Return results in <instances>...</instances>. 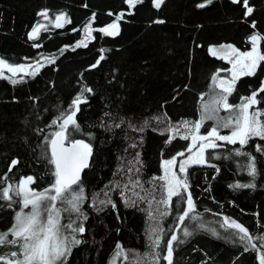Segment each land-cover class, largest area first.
<instances>
[{
    "label": "trees",
    "instance_id": "1",
    "mask_svg": "<svg viewBox=\"0 0 264 264\" xmlns=\"http://www.w3.org/2000/svg\"><path fill=\"white\" fill-rule=\"evenodd\" d=\"M203 2L164 0L157 9L153 0H143L134 8H130L125 0H0V56L14 63L27 65L39 61L44 65L35 76H24V82L16 85L6 78L11 76L7 69L3 70L4 77H0V177L7 174V183L16 184L22 177L32 175L37 178L32 187H48L53 179L49 174L51 165L39 158L43 137L53 131L46 126L68 108L83 88L93 90L84 93L86 102L81 104L76 116L81 132L94 134L90 167L82 173L88 196L83 207L88 220L86 232L78 237L83 243L73 249L68 264H109L117 242L126 250L140 253L147 250L145 213L125 207L119 191L111 193L116 209L109 205L97 212L89 206L93 194L119 178L113 176L121 163L118 157L128 159L140 152L144 165L142 179L146 181L153 175H161L162 159L184 151L191 141L177 138L165 146L168 135L152 130L162 128L164 124L157 125L151 118L163 119L166 113L174 123L198 119L200 95L209 92L212 75L217 70L229 69L228 61L209 54V46L233 44L246 51L251 45L249 37L252 34L264 36V0H249L254 8L250 16L244 15L243 0L240 3L212 0L204 8L196 6ZM45 8L49 9L51 18L61 11L66 12L71 23L63 28L48 25V30L41 31L37 39L29 40L32 27L38 21L43 22V17L37 13ZM121 13L123 16L117 21L116 17ZM157 20L163 23H156ZM114 21L119 25L118 34L107 35L99 31ZM87 24L91 35L83 41L86 46L76 47ZM35 44L40 47H34ZM260 47L264 51V40L260 41ZM101 49L106 50L105 58L92 68ZM45 57H55L54 63ZM226 72L221 71L220 76ZM20 75L23 74H17L15 78L19 79ZM262 79L264 72L259 70L255 77H241L229 102L239 103L241 96L259 88ZM104 113H111L112 118ZM120 117L138 126L149 119L151 126L143 133L127 129L126 124L114 132L100 127L101 118L106 124H112L118 123ZM210 126L211 122L206 125L207 128ZM223 133L228 134V130H221ZM201 134H206L205 129H201ZM125 135L137 142L136 148L128 147L132 140L125 139ZM141 136L142 145L139 144ZM75 138L86 137L76 134ZM220 143L224 147L209 150L213 157L220 156V159L210 161L220 169L219 173L206 165L193 166L189 170L197 211L203 214L206 228L215 227L221 236L224 232L217 222L222 221L223 216L236 219L253 234L262 233L264 155L257 153L255 146H264V141L255 138L244 148L257 157L259 175L254 181L255 188L229 187L250 183L252 177L241 167L247 163L244 157L232 154L231 159L225 158L239 145ZM13 159L18 160V164L9 172ZM6 203L0 201V205H4L0 207V231L11 227L15 212L19 211L18 205L8 208ZM204 209H210V212H204ZM216 213L222 215H214ZM175 215L174 210L163 222L165 229L175 226ZM188 223L194 225L196 222ZM11 249L12 246L0 248V253ZM163 254H166L164 250ZM202 262L258 264L255 253L244 252L241 245L226 242L207 230L195 232L174 253V264ZM119 264L124 262L119 259ZM160 264L167 262L161 260Z\"/></svg>",
    "mask_w": 264,
    "mask_h": 264
},
{
    "label": "snow or ice",
    "instance_id": "2",
    "mask_svg": "<svg viewBox=\"0 0 264 264\" xmlns=\"http://www.w3.org/2000/svg\"><path fill=\"white\" fill-rule=\"evenodd\" d=\"M125 2L130 8H134L142 4L143 0H125ZM163 2L164 0H153V5L158 9ZM211 3L212 0H204L196 6L204 8ZM233 3H240V0H233ZM243 7L246 9L245 16H250L254 11L249 0H243ZM37 15L49 21L55 28H63L65 24L71 23L68 14L63 11L56 14L54 20L50 17L47 8ZM122 16L123 13L117 16L116 20H120ZM94 18L95 14L92 19ZM155 22L163 23L162 20ZM255 26L253 21L252 27L255 28ZM118 29L119 25L114 21L106 28H100L99 31L107 35H116ZM47 30L48 25L38 21L28 33V38L35 40L41 31ZM84 32L86 36L91 35L90 25H85ZM262 40L264 36L260 33L252 34L249 37L251 49L246 51H241L233 44L209 46L211 55L227 60L231 68L217 70L212 75L209 92L200 95L198 119H184L174 123L166 113L163 119L158 116L151 118L157 125L164 124V127L152 130L159 131L160 135H168V139L164 142L165 146L177 138L191 141L184 151L177 152L171 158L162 159L161 175H153L146 181L142 179L144 165L140 152H136L128 159L118 157L121 163L113 176L119 178L110 181L103 189L94 193L89 206L97 212L103 211L109 205L116 209L117 205L111 193L119 191L125 207L137 208L146 215L144 235L147 250L143 253L132 249L126 250L120 242H117L109 264H117L118 259H121L124 264H160L161 260L166 261L167 264H174L176 248L199 230L210 231L217 238L241 245L244 252L256 254L258 264H264V232L253 234L244 224L228 216H223L222 221L217 222L224 232L223 236L215 227L206 228L202 219L203 214L197 211V201L193 198L189 180V170L193 166L206 165L219 173L220 169L210 161L220 159V156L213 157L209 150L222 148L224 144L220 142H225L230 145H239L225 158L231 159L232 154L236 157H244L247 163L242 164L241 167L246 169L248 175L252 177L250 183H236L229 187H256L254 181L259 175L257 157L251 152L244 151V148L255 138L264 141V107H260L264 104V96H261V93H264V79L261 80L259 88L251 90L247 96H241L239 103L232 104L229 98L236 92L237 82L241 77H255L258 70L264 72V51L260 47ZM81 45L86 46L83 41H80L77 42L76 47ZM34 47L39 48L40 45L35 44ZM105 51V49L100 50L99 59L91 65L92 68L105 58L103 54ZM44 59L50 63L55 61V57ZM43 66L39 61L26 65L10 62L8 58L0 56V77H4L3 70L7 69L11 76L6 78L11 84L16 85L24 82V76H35ZM221 71L229 72L230 77H221ZM20 73L23 75H20L19 79L15 78ZM92 91L91 88H83L68 108L61 111L46 126L53 131L43 137L39 158L51 165L49 174L53 179L48 187L43 189L32 187L37 180L32 175L22 177L16 185L7 183V174L5 177H0V185H2L0 201L7 202L8 208H12L13 205L19 206L11 227L0 231V248L12 246L15 249L0 254V264H68V258L72 255L73 249L83 243L78 237L86 232L85 222L88 220V213L84 211L83 206L88 196L82 173L90 167L93 156L91 140L94 139V134L82 133L76 116L81 110V104L86 102L84 93ZM222 111L226 115H221ZM104 116L112 118L111 113H104ZM209 122L211 126L207 128L206 125ZM125 124L127 129L143 133L145 128L151 126V121L145 119L138 126L131 120L126 121L124 117H120L118 123L112 124H106L101 118L100 127L114 132V129H120ZM202 128L205 129L206 134H201ZM224 129L229 130L228 134H221V130ZM76 134H82L86 138L77 139ZM125 139L132 140V143L128 145L129 148L137 147V142L132 137L125 135ZM142 143L141 136L139 144L142 145ZM124 151L127 153L128 148ZM255 151L264 155V146L256 144ZM185 153H187L186 156ZM177 157H183V159L178 160ZM17 164L18 160L13 159L9 172ZM101 195L103 198H100ZM141 205L145 206L141 207ZM2 206L4 205H0ZM174 210L175 226L165 229L163 222L173 214ZM204 212H210V209H204ZM190 221L196 223L191 225L188 223ZM162 250L166 254L162 255Z\"/></svg>",
    "mask_w": 264,
    "mask_h": 264
},
{
    "label": "rangeland",
    "instance_id": "3",
    "mask_svg": "<svg viewBox=\"0 0 264 264\" xmlns=\"http://www.w3.org/2000/svg\"><path fill=\"white\" fill-rule=\"evenodd\" d=\"M55 18V17H54ZM54 18H52L53 20H54ZM42 23H44V24H46V25H53V24H50L49 23V21H47V20H44L43 19V22ZM87 25H89V24H87ZM54 26V25H53ZM83 30H84V27H83ZM88 38V36H86L85 35V32L83 33V38L80 40V41H85L86 39ZM209 49V48H208ZM251 49V45H250V47H249V49L248 50H250ZM208 52H209V50H208ZM209 54L211 55V53L209 52ZM227 61V60H226ZM231 68V64H229V69ZM227 74H225V75H223V76H221V77H230V73L229 72H226ZM21 74V73H20ZM218 90V89H217ZM221 115H225V114H223L222 112H221ZM229 131V130H228ZM223 134H225V133H223ZM187 155V153H185V156ZM177 159L178 160H180V159H183V157H177ZM162 163V162H161ZM17 184V183H16ZM16 184H13V185H16ZM46 188V187H45ZM25 211H28V209H25ZM12 250H15L14 248L13 249H11V250H9V251H12ZM9 251H5V252H3V253H0V254H4V253H7V252H9ZM117 264H119V259L117 260Z\"/></svg>",
    "mask_w": 264,
    "mask_h": 264
},
{
    "label": "water",
    "instance_id": "4",
    "mask_svg": "<svg viewBox=\"0 0 264 264\" xmlns=\"http://www.w3.org/2000/svg\"><path fill=\"white\" fill-rule=\"evenodd\" d=\"M231 2H233V0H230ZM77 139H79V138H77Z\"/></svg>",
    "mask_w": 264,
    "mask_h": 264
}]
</instances>
